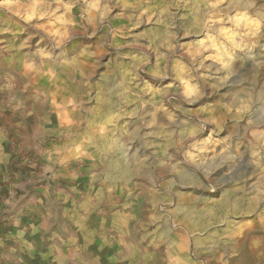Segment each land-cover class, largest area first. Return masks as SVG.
I'll return each instance as SVG.
<instances>
[{
	"label": "rangeland",
	"instance_id": "obj_1",
	"mask_svg": "<svg viewBox=\"0 0 264 264\" xmlns=\"http://www.w3.org/2000/svg\"><path fill=\"white\" fill-rule=\"evenodd\" d=\"M0 264H264V0H0Z\"/></svg>",
	"mask_w": 264,
	"mask_h": 264
}]
</instances>
